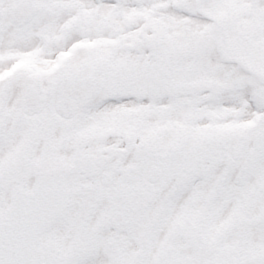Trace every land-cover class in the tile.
I'll return each mask as SVG.
<instances>
[{"label":"snow or ice","instance_id":"obj_1","mask_svg":"<svg viewBox=\"0 0 264 264\" xmlns=\"http://www.w3.org/2000/svg\"><path fill=\"white\" fill-rule=\"evenodd\" d=\"M0 264H264V0H0Z\"/></svg>","mask_w":264,"mask_h":264}]
</instances>
